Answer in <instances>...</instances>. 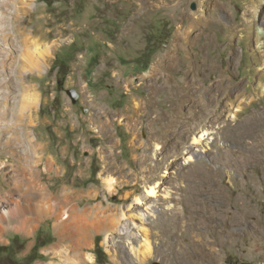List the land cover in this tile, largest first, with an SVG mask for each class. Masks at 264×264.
<instances>
[{"label":"rangeland","instance_id":"rangeland-1","mask_svg":"<svg viewBox=\"0 0 264 264\" xmlns=\"http://www.w3.org/2000/svg\"><path fill=\"white\" fill-rule=\"evenodd\" d=\"M24 86L35 142L9 144ZM0 133L34 264H102L98 240L105 264H264V0H0ZM74 205L112 224L81 253L56 231Z\"/></svg>","mask_w":264,"mask_h":264},{"label":"bare ground","instance_id":"bare-ground-1","mask_svg":"<svg viewBox=\"0 0 264 264\" xmlns=\"http://www.w3.org/2000/svg\"><path fill=\"white\" fill-rule=\"evenodd\" d=\"M257 32H258L259 36L262 35V33H263V31L260 28L257 29ZM41 56H42L41 61L38 60L35 63H33V65L36 68H40L42 63H44L46 61V59L48 58L47 53H44ZM36 99H37L36 93L34 91H32L30 87L24 86L22 93H21V96H20V105L23 107V110L20 111L21 115L19 118H20V122H21L22 126L29 124L28 117H30L29 115H30V112L32 111L31 107L35 104ZM28 109H30V111L26 112ZM26 127H27V125L22 128L23 136H21V134H22L21 129H19L18 127H13L14 130H13L12 136L8 137L7 143L13 144V143L18 141V142H25V143L28 142V143H31L33 145L35 141L31 138V136L28 132L29 130H27ZM18 134H19V136H18ZM1 139H2V134L0 133V141H1ZM197 142H199V141H197ZM25 143H23V144H25ZM53 168H54L53 164H51L50 169L52 170ZM155 189L156 188L154 186L150 187L149 190L147 191V195L148 194L149 195L154 194L156 192ZM63 194L64 195H62L61 198H55V197H53V195L50 194L52 199H56L58 201V202H56L55 207L50 205V207H49L50 212H53L55 214V211H57L58 206L61 207L64 205V203L65 204L69 203V202L74 201L75 199H78L80 197V193H76L74 191L68 192L65 190V191H63ZM136 200H137V203H139V202H142L143 199L141 198V196H139L136 198ZM29 206L32 207L31 203ZM25 208H28V206L26 205ZM32 209H33V207H32ZM38 211L39 210H37V212ZM57 214H58V212H57ZM108 219L109 218H103V217L101 218L97 215H93L91 207H81V206L74 205L72 207V211L70 213H65V215L63 216V219H62L63 221L61 220V222L59 221L60 223L56 224V231L61 238L66 236L67 233H71L72 234L71 239H70L71 246L74 250H77L78 252L81 253L82 248H84L86 245H88L90 243L91 236L93 235V233L95 231H98L100 228H103V229L108 228L112 225L111 221ZM38 220H39V217L37 215L34 218V220H33L34 223L32 224L31 227L35 228L36 224H37L36 221H38ZM142 241H143L142 246L144 247V250L141 251L142 254L143 255H150L152 246H151V243L148 239V232L146 229L144 230V237H143ZM53 248H55V247H53ZM143 257L144 256H142V258Z\"/></svg>","mask_w":264,"mask_h":264},{"label":"crops","instance_id":"crops-1","mask_svg":"<svg viewBox=\"0 0 264 264\" xmlns=\"http://www.w3.org/2000/svg\"><path fill=\"white\" fill-rule=\"evenodd\" d=\"M28 208H30V207H28ZM18 217H20V216L18 215V212H16V211H11V212L9 211L6 215L0 216V245L8 246L14 242V240H13V242H7L6 241V239L8 238V236L11 233L15 234L13 237L21 236V237L25 238V237H28L27 233H30V231L33 230V227H30L33 224L31 222V218L20 219V221H19V219H17ZM15 219L17 221H15ZM11 235H13V234H11ZM21 242H24L25 246L22 249V251L18 254V257L21 259H25L32 253L37 242L35 241V243H33L31 245H29V243L27 241H24V240H22ZM35 261L33 262V264L35 263Z\"/></svg>","mask_w":264,"mask_h":264},{"label":"trees","instance_id":"trees-1","mask_svg":"<svg viewBox=\"0 0 264 264\" xmlns=\"http://www.w3.org/2000/svg\"><path fill=\"white\" fill-rule=\"evenodd\" d=\"M44 244L42 240L38 241L32 253L27 258L21 259L18 257V254L24 248L25 243L21 242L18 237H15L12 244L8 246L0 245V264H33V262L40 257L38 250ZM95 253L98 262L105 264L107 256L103 247L99 244V240L96 242Z\"/></svg>","mask_w":264,"mask_h":264},{"label":"water","instance_id":"water-1","mask_svg":"<svg viewBox=\"0 0 264 264\" xmlns=\"http://www.w3.org/2000/svg\"><path fill=\"white\" fill-rule=\"evenodd\" d=\"M154 264H162L161 262H159V261H156V262H154Z\"/></svg>","mask_w":264,"mask_h":264}]
</instances>
